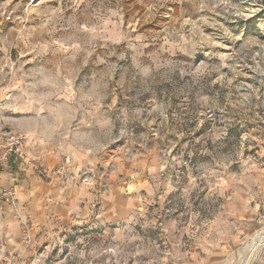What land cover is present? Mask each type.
<instances>
[{
    "label": "rangeland",
    "instance_id": "rangeland-1",
    "mask_svg": "<svg viewBox=\"0 0 264 264\" xmlns=\"http://www.w3.org/2000/svg\"><path fill=\"white\" fill-rule=\"evenodd\" d=\"M0 107L26 141L93 152L81 183L144 199L117 226L48 222L0 264H178L212 241L245 264L264 232V0H0Z\"/></svg>",
    "mask_w": 264,
    "mask_h": 264
},
{
    "label": "crops",
    "instance_id": "crops-1",
    "mask_svg": "<svg viewBox=\"0 0 264 264\" xmlns=\"http://www.w3.org/2000/svg\"><path fill=\"white\" fill-rule=\"evenodd\" d=\"M0 126L26 133L33 127L27 117L8 114L3 107H0ZM25 154L47 172L58 171L60 175L43 177L35 169H23L15 158L6 165L3 186L15 190L17 204L0 207V247L3 249L21 247L26 232H35L48 222L105 227L120 225L140 215L144 199L139 195L142 188L138 182L132 184V193L122 182L109 180L100 194L98 187L105 183L103 175H91L97 186L79 181L83 171L93 172V167L99 165L93 152L63 153L50 142L34 136L27 141ZM212 242L188 252L178 264H228L231 259L228 247L221 241ZM13 253L16 252L10 254ZM6 259L11 263L10 258Z\"/></svg>",
    "mask_w": 264,
    "mask_h": 264
},
{
    "label": "built area",
    "instance_id": "built-area-1",
    "mask_svg": "<svg viewBox=\"0 0 264 264\" xmlns=\"http://www.w3.org/2000/svg\"><path fill=\"white\" fill-rule=\"evenodd\" d=\"M26 143V138L23 135L10 128L0 126V207L4 205L15 207L17 204L15 190L3 186L4 168L12 158L17 159L23 169H35L43 177L47 178L56 173L60 175L58 171L47 172L32 160H29L25 154ZM9 260L11 263H14L17 257L11 256Z\"/></svg>",
    "mask_w": 264,
    "mask_h": 264
},
{
    "label": "bare ground",
    "instance_id": "bare-ground-1",
    "mask_svg": "<svg viewBox=\"0 0 264 264\" xmlns=\"http://www.w3.org/2000/svg\"><path fill=\"white\" fill-rule=\"evenodd\" d=\"M263 245H264V232L260 233L255 238V240H254V242L250 248V251L248 252L249 255L246 256L245 264L250 263L251 258L256 255V253H257L256 251H258L259 248H261Z\"/></svg>",
    "mask_w": 264,
    "mask_h": 264
}]
</instances>
